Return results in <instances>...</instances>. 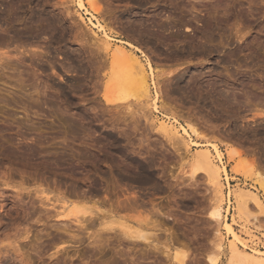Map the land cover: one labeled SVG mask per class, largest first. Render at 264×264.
<instances>
[{"label":"rangeland","instance_id":"rangeland-1","mask_svg":"<svg viewBox=\"0 0 264 264\" xmlns=\"http://www.w3.org/2000/svg\"><path fill=\"white\" fill-rule=\"evenodd\" d=\"M14 1L0 0V10L10 3L13 14L9 12L0 24V55H4L0 62V247L8 248L1 252L5 254L0 253V264H212L208 257L213 252L219 255L216 264H230V236L224 223L214 225L209 214L217 202L210 181L202 174L196 180L190 173L192 156L201 147L190 145L187 149L181 134L175 140L167 139L156 125L164 119L196 128L198 134L191 132L194 141L218 144L229 174L228 179L223 176V219L232 222L234 217V226L249 247H242L244 252L250 248L264 252L263 208L253 204L248 208L250 216L263 219L257 226L248 216L234 213L235 193L228 199L224 195L229 188L254 190L264 204V186L257 178L258 170L264 172V113L259 114L264 110V0H147L141 15L150 14L147 20L151 24H145L157 31L158 37L163 35L160 42L154 39L149 46L142 44L143 35L124 30L119 21L136 12L133 0L99 1L101 8L96 5L99 8L92 12L111 28L115 45H123L122 40L132 42L155 64L160 99L167 107L159 113L134 96L117 100L118 92L111 93L114 102H108L105 83L113 65L103 49L91 53L96 35L88 24L90 14H84L82 20L69 0H64L65 4L62 0H39L38 6L32 2L29 6L60 18L53 33L42 32L35 25L34 36H29L24 28L28 16L25 24L24 18L15 23L10 19L17 11ZM68 6L71 13H67ZM208 26L215 28L214 43L204 38L191 42L197 30ZM18 29L25 35L18 34ZM95 47L92 44L91 48ZM202 47L207 51L199 56ZM225 55L227 62L223 63ZM196 72L201 75L196 84L188 86L187 92L178 91L177 80ZM170 76L171 83L164 86ZM217 89L219 92H214ZM223 92L232 98L235 95L230 99L234 103L221 100L225 107L219 99L214 107L205 103L206 97L218 98ZM130 103L132 107H128ZM141 103L143 107H139ZM233 149L238 150L235 161L240 171L232 170L235 161L229 152ZM136 161L140 166L148 162L153 179L141 183L124 177V168L140 169ZM41 197L47 199L45 205ZM62 199L88 204L97 214L96 222L89 223L87 229L74 226L79 235L75 241L63 242L58 237L64 233L59 229L60 234L56 225L69 222L59 207ZM229 199L233 209L230 206L227 212ZM111 215L152 232L151 238L130 243L115 220L110 231L102 229L99 223ZM94 237L99 248L91 242ZM220 239L221 250L216 246ZM15 245L21 253L12 247ZM181 257L184 263L178 261Z\"/></svg>","mask_w":264,"mask_h":264},{"label":"bare ground","instance_id":"bare-ground-1","mask_svg":"<svg viewBox=\"0 0 264 264\" xmlns=\"http://www.w3.org/2000/svg\"><path fill=\"white\" fill-rule=\"evenodd\" d=\"M14 1V0H13ZM46 1V0H45ZM53 1V0H52ZM64 2V0H62ZM67 0H65L66 2ZM72 2L74 4V6L76 7V11L78 12V15L82 18V20H85V17H84V14H90L88 19H89V23L87 22L86 20V23L89 24L90 26V29L93 30L94 34L96 35L95 38H96V41L95 42H91V44L88 42V46L90 44V46L92 47V44L94 46H96L94 49H91V53L94 55V52H96L97 54L99 53V51L101 52L102 49L104 50L103 52H106L105 55H108V57H110L109 60H111V64L113 65V70L111 72V75H109V79L107 80V82L105 83V96L108 100V102H114V99H112L110 97L111 93H117V96L115 97L117 100H125L127 99V97H131V96H134L133 98H136V100L141 101V102H145V104H147V106L149 105H152L153 106V112H161V108H167L165 103L161 102L162 99L161 98V93H160V88H159V77L158 75L156 74L157 73V70H156V67H155V64L153 63V61L147 56V54L145 53V51L143 49H141L139 46L133 44L132 42H129L127 40H122L124 43L123 45H118L117 44L115 45V43L113 42V39L114 37L112 36L113 33L111 30V28H107V25L105 26L102 21H100V19L98 18L97 15H95L94 12H92V10L94 11H97V9L99 8L98 6L95 7L96 5H99L100 4V0H69V2ZM100 1V2H99ZM105 1V0H104ZM110 1V0H109ZM113 1V0H112ZM120 1V0H119ZM134 1V4L136 6V12L133 13V15H131L130 17H125V18H121V20L119 19V21L121 22V26L124 30H128L130 32H132L133 34L135 32L133 31H136L137 34H141V36L143 35V40L141 41L142 44H145L147 46H149L151 43V41H153L154 39H157L159 41V39H161V37L163 35H161V33L159 34V37L157 36V31L156 32H152L150 27L148 26V24L146 25L145 24V21L148 22L147 20V15L150 16V14H145L146 17H143L141 15V9L143 6H145V4L147 3L146 1L147 0H133ZM173 1V0H172ZM16 3V7H17V11L15 13V15L13 16V18H10V19H13L11 21H13L15 23L18 22L19 20H21L22 18L28 16L29 19H28V23H26V18H24L25 20H22L25 24L24 28H25V32H28L29 36H34V31L35 29H42V32H45V33H53L55 27L57 26L56 23H58V19L54 18V16L52 14H49V13H46L42 8H39V7H31L29 6L32 2L33 3H36L37 6H38V3H39V0H15L14 1ZM38 2V3H37ZM47 2V1H46ZM64 2V4H65ZM103 2V1H102ZM111 2V1H110ZM152 2V1H151ZM8 3V2H7ZM12 3V2H11ZM32 3V4H33ZM108 3V2H107ZM106 3V4H107ZM14 4V3H13ZM57 4V3H56ZM105 4V5H106ZM151 4V3H150ZM168 4V2H167ZM102 5V4H101ZM104 5V8H106ZM14 6V5H13ZM28 6L31 8H28ZM62 6H64L62 4ZM67 6V5H66ZM91 9H90V7ZM100 6V5H99ZM108 6V5H107ZM11 4L8 3L5 7H4V10H0V24H2V20L8 15V13L11 10ZM110 7V6H109ZM70 7L68 6L67 7V13H71V10L69 9ZM94 8V9H93ZM101 8V6H100ZM144 8V7H143ZM2 9V7L0 8ZM107 9V8H106ZM176 9V8H175ZM14 10V9H13ZM64 10V9H63ZM66 10V9H65ZM104 10V9H103ZM15 11V10H14ZM105 12V11H104ZM11 13V12H10ZM9 13V16L12 14ZM56 13V12H55ZM66 13V12H64ZM101 13V11H100ZM143 14V12H142ZM162 14V13H161ZM13 15V14H12ZM55 15V14H54ZM100 15V14H99ZM109 15V14H108ZM144 15V14H143ZM56 16V15H55ZM115 16V14H114ZM121 16V15H120ZM8 17V16H7ZM57 17V16H56ZM111 17V16H110ZM112 18V17H111ZM119 18V17H118ZM145 20H144V19ZM156 18V17H155ZM105 19V18H104ZM112 20V19H111ZM123 20V21H122ZM159 20V19H158ZM157 20V21H158ZM117 21V20H116ZM156 21V20H155ZM10 22V21H9ZM110 22V21H109ZM146 22V23H147ZM13 23V24H14ZM77 23V22H76ZM150 23V22H148ZM157 23V22H156ZM11 24V23H10ZM87 24V25H88ZM151 24V23H150ZM160 24V23H159ZM16 25V24H15ZM37 27H36V26ZM118 25V24H117ZM208 25V24H206ZM218 25V24H216ZM13 26V25H12ZM20 26V25H19ZM18 26V27H19ZM80 26V25H79ZM78 26V28H79ZM120 26V25H119ZM151 26V25H150ZM219 26V25H218ZM217 26V27H218ZM209 29H202V30H197V36L196 37H193L194 39L191 40V42H199L200 39L204 38L203 40L205 41H213L214 38H215V28L214 27H211L208 26ZM21 28V27H20ZM23 28V29H24ZM64 28V27H63ZM170 28V27H169ZM17 29V27H16ZM40 29V30H41ZM62 29V28H61ZM119 29V28H118ZM20 30V29H18ZM22 30V29H21ZM20 31H18V34L22 33ZM44 30V31H43ZM17 31V30H16ZM39 31V30H38ZM221 32V31H219ZM58 33H60V31H58ZM177 33V32H176ZM214 33V34H213ZM24 34V33H22ZM56 34V33H55ZM102 34V35H101ZM130 33H128L129 35ZM223 34V33H221ZM25 35V34H24ZM42 35V34H41ZM81 35V34H80ZM85 35V34H84ZM89 34H87L88 36ZM161 35V36H160ZM49 36V35H48ZM51 36V39L54 37L53 34L50 35ZM90 36V35H89ZM93 36V34H92ZM133 36V35H132ZM145 37V38H144ZM166 37V36H165ZM21 38V37H20ZM58 38V37H57ZM94 38V37H93ZM136 38V37H135ZM168 38V37H167ZM172 38V37H171ZM178 38V37H177ZM196 38V39H195ZM223 38V37H222ZM163 39V37H162ZM169 39V38H168ZM199 39V40H198ZM216 39V38H215ZM56 40V39H54ZM58 40V39H57ZM56 40V41H57ZM84 40V39H82ZM138 40V39H137ZM145 40V42H143ZM156 40V41H157ZM189 40V39H188ZM202 40V41H203ZM1 41V40H0ZM87 41V39H86ZM85 41V42H86ZM121 41V40H120ZM173 41V40H172ZM215 41V40H214ZM213 41V43H214ZM23 42V41H22ZM53 42V41H52ZM81 42V41H79ZM84 42V43H85ZM140 42V43H141ZM155 42V41H154ZM160 42V41H159ZM163 42V41H161ZM167 42V41H166ZM165 42V43H166ZM190 42V41H189ZM197 42V43H198ZM225 42V41H224ZM50 43V42H49ZM164 43V42H163ZM169 43V42H168ZM172 43V42H171ZM205 43V42H204ZM223 43V42H222ZM82 44V42H81ZM192 44V43H191ZM196 44V43H195ZM194 44V45H195ZM208 45V43H206ZM224 44V43H223ZM231 44V43H230ZM248 45V43H246ZM80 45V44H79ZM152 45V44H151ZM162 45V44H161ZM210 45V43H209ZM218 45V44H217ZM37 46V45H36ZM85 46L84 44L82 45V47ZM189 46V45H188ZM199 44L196 46L198 47ZM202 46V45H201ZM204 46V45H203ZM212 46V44H211ZM210 46V47H211ZM47 47V46H46ZM217 47V46H216ZM215 47V49H217ZM239 48V46H237ZM44 48V47H43ZM48 48V47H47ZM84 48V47H83ZM86 48V47H85ZM195 48V47H194ZM213 48V46L211 47ZM209 48V49H211ZM249 48V47H248ZM49 49V48H48ZM89 49V47H88ZM101 49V50H100ZM151 49V48H150ZM193 49V48H192ZM219 49V48H218ZM217 49V50H218ZM32 50V48H31ZM35 50V49H34ZM41 50V49H40ZM214 50V49H212ZM251 50V49H250ZM38 51V50H37ZM45 51V50H44ZM41 50V52H44ZM87 51V49L85 50V52ZM89 51V50H88ZM205 51H207L205 49V47H202V50H199V52L197 53L199 56L200 55V52L201 53H205ZM211 51V50H210ZM240 51V50H239ZM256 51V50H255ZM31 52V51H30ZM29 52V53H30ZM35 51H33L34 53ZM40 53V51H38ZM46 52V51H45ZM235 52V51H234ZM259 52V51H258ZM36 54H39L37 52H35ZM34 53V54H35ZM87 53V52H86ZM168 53V52H167ZM239 53V52H238ZM34 54H30V55H34ZM89 54V52H88ZM91 54V55H92ZM103 54V53H102ZM180 54V53H179ZM196 54V53H195ZM237 54V53H236ZM40 55V54H39ZM54 55V54H52ZM90 55V54H89ZM100 55V54H99ZM98 55V56H99ZM161 55V54H159ZM166 55V54H165ZM177 55V54H176ZM4 56V55H3ZM3 56L0 55V62L2 61V58ZM37 56V55H36ZM162 56V55H161ZM168 56V55H167ZM196 56V55H195ZM256 56V55H255ZM258 56V55H257ZM5 57H7V55H5ZM89 57V56H88ZM92 57V56H91ZM103 57V56H102ZM231 57V56H230ZM7 58L10 59V56H8ZM34 58V57H33ZM5 59V58H4ZM96 59V58H95ZM226 55H225V58L221 59V62L223 63H226L227 60H226ZM229 59V58H228ZM107 60V59H106ZM5 61V60H4ZM7 61V60H6ZM54 61V60H53ZM110 62V61H109ZM4 63V62H2ZM101 63V62H99ZM97 64V63H96ZM105 64V63H104ZM103 64V66H105ZM50 65V64H49ZM98 65V64H97ZM100 65V64H99ZM98 65V66H99ZM100 67V66H99ZM106 67V66H105ZM218 71V70H217ZM110 73V72H109ZM170 73V72H168ZM202 73V72H201ZM166 75V74H165ZM200 75V72H196L194 73L193 75H190V76H182L180 77L178 80H177V85H178V91H183L188 87V86H193V84H196V81L198 79V76ZM204 75V74H203ZM201 76V75H200ZM106 77V76H105ZM108 77V76H107ZM211 77V76H210ZM164 78V76H163ZM167 78V77H165ZM172 77H168L167 80L165 81V83L163 84L164 86L168 85L171 83V82H168V80H171ZM209 79V78H208ZM161 80V79H160ZM214 80V79H213ZM214 83H215V80H214ZM159 84V85H158ZM216 84V83H215ZM225 84H228V83H225ZM162 85V86H163ZM167 85V86H168ZM199 85V84H198ZM233 85V84H232ZM235 86V85H234ZM232 86V87H234ZM196 87V86H195ZM231 87V86H230ZM229 87V88H230ZM231 87V88H232ZM200 88V86H199ZM217 88V86H216ZM215 88V89H216ZM221 88V87H220ZM227 88V87H226ZM224 87V89H226ZM163 89V88H162ZM165 89V88H164ZM224 89H221L223 91H225ZM176 90V89H175ZM220 90V89H219ZM227 90L229 91L230 89L227 88ZM167 91V90H166ZM186 91V90H185ZM200 91V89H199ZM218 89L214 92L217 93ZM163 92V91H162ZM187 92V91H186ZM202 92H206V91H202ZM210 92V91H209ZM208 92V93H209ZM213 92V91H212ZM219 92V91H218ZM222 92V91H221ZM227 92V91H225ZM230 92V91H229ZM232 93H234L233 91H231ZM231 93V94H232ZM220 93L217 94V96L219 95ZM228 94V92H227ZM226 93H222L219 95L218 98H214L213 99L209 98V97H204L203 99L205 100V103L206 101L211 104L213 103V107H214V102L216 103L217 99H219L220 101H224L223 103L225 104L226 102L230 103H234V100L233 102L230 100V99H233L235 97L232 98L230 97L229 95H227ZM230 94V93H229ZM230 94V95H231ZM163 95V94H162ZM166 95H168V93H166ZM165 95V96H166ZM203 95V94H202ZM214 95V93L212 94ZM212 95H209V96H212ZM170 96V95H169ZM192 96V95H191ZM215 96V95H214ZM167 97V96H166ZM171 97V96H170ZM197 97V96H196ZM202 98V97H201ZM236 98V97H235ZM255 98V97H254ZM257 98V97H256ZM197 99V98H196ZM214 99H216L214 101ZM167 100V99H166ZM203 100V101H204ZM218 100V101H219ZM236 101H238L237 99H235ZM240 100V99H239ZM200 101V100H199ZM217 101V102H218ZM219 103L222 104L223 106V103L222 101ZM230 101V102H229ZM235 101V102H236ZM242 101V100H241ZM255 101V100H254ZM261 102V100H259ZM240 102V101H239ZM238 102V103H239ZM257 102V101H256ZM259 102V103H260ZM200 103V102H199ZM207 103V104H208ZM227 103V104H228ZM135 104V103H134ZM137 105V104H135ZM139 105V104H138ZM211 105V106H212ZM215 105H218L215 104ZM243 105V104H242ZM204 106V105H203ZM115 107V106H114ZM128 107H132V104L130 103L128 105ZM139 107H143V103H141V106L139 105ZM177 107V106H176ZM184 107V106H183ZM192 107V106H191ZM217 107V106H216ZM219 107V106H218ZM217 107V108H218ZM225 107V106H223ZM119 108V107H118ZM140 109H143V108H140ZM169 109V107H168ZM172 109V108H171ZM257 109V108H256ZM167 110V109H166ZM170 110V109H169ZM235 110V109H234ZM260 110V109H259ZM262 110V109H261ZM264 110L260 111L259 114H262L263 115V112ZM232 113V112H231ZM220 114V113H219ZM218 114V115H219ZM236 114V113H235ZM184 115V114H183ZM220 116V115H219ZM233 116V115H232ZM226 117V116H225ZM177 120H172V119H164V121H161L159 123H157V128L159 129V131L167 138L169 139L170 141L171 140H175L176 137L181 134V138L183 139L184 141V144L187 146L186 148L188 149L190 147V145L192 146H197L199 149H197L193 156H192V159H191V164H192V171L190 172L191 173V176L192 177H195L194 179L197 180V176L199 175H204L209 181H210V186L212 188V191H214V195L216 197V205L212 208V210L210 211V216H211V219L213 220L214 225L215 224H219L220 223H224V228L226 229L228 235L230 236V240H229V244H228V251H230V254H231V260H230V264H247V262H255L257 264H264V252L262 250L260 251H257V250H254V249H251L250 248V252H244L245 250L241 249L242 247L244 249H249V247L247 246L246 242L244 241L243 237L239 234V232L236 230L235 228V224H234V217L232 218V222H230L229 220H226V218L223 219V211H222V206H221V197L223 195V186L225 185V183L223 182L224 181V177H226V179H228L227 177L229 176L228 174V169H227V165H225V161H224V156L222 155V151L220 150L218 144L216 143H211V142H198V141H194L192 139V133L194 134H198V130L194 127H191L190 129L187 127V126H184L183 124H181V126L177 125L176 123ZM178 122V121H177ZM179 127H181V129H179ZM263 130V129H262ZM261 131V130H260ZM182 132V133H181ZM263 132V131H262ZM261 132V133H262ZM230 133V132H229ZM228 133V134H229ZM255 133V132H254ZM224 134V133H223ZM227 136V135H226ZM229 136V135H228ZM227 136V137H228ZM175 142L174 141V145H175ZM170 143V142H169ZM177 144V143H176ZM179 144V143H178ZM177 144V145H178ZM214 145V146H213ZM183 146V145H182ZM213 146V149H209V147H212ZM176 147V146H174ZM179 147H181L179 145ZM178 148V146L176 147ZM183 148V147H182ZM181 148V149H182ZM248 148V147H247ZM263 148V147H261ZM179 150V149H178ZM182 151V150H181ZM214 151V152H212ZM236 150H231L229 152V156L231 158V161L234 160L235 161V153ZM262 151V150H260ZM178 152V151H177ZM12 153V152H11ZM111 153V152H110ZM181 153V152H180ZM240 153V151L238 152ZM15 154V153H14ZM179 154V153H178ZM183 154V153H182ZM181 154V155H182ZM264 154V152L262 153V155ZM12 155V154H11ZM106 156H109V154H105ZM7 158V157H6ZM258 158V156H257ZM106 159V158H105ZM133 159V158H132ZM244 159V158H243ZM246 159V158H245ZM241 160V159H240ZM253 160V159H252ZM138 161V160H137ZM136 161V165L138 164ZM143 161V160H142ZM245 161V160H244ZM94 162V161H93ZM132 162V161H131ZM251 162V161H250ZM150 163V162H149ZM246 163V162H245ZM133 164V163H132ZM148 164V162H147ZM147 164H143L139 167H140V171L139 170H136L138 169V167L135 169L134 167L132 168H127L125 169L124 168V172L123 175H125L124 177L128 180H131V179H135L137 180V182H141V183H147L149 180L153 179L154 175H153V171L152 169L147 165ZM153 164V163H152ZM239 162H236L235 161V164L233 165L232 167V170L234 171H240V168L238 166ZM253 164V163H252ZM263 164V163H262ZM113 165V164H112ZM135 163H134V166L136 167ZM137 165V166H138ZM130 167V166H129ZM114 168V167H113ZM125 173V174H124ZM75 174V173H74ZM77 174V173H76ZM74 176V175H73ZM74 178V177H73ZM205 178V179H206ZM257 178H258V181H260L261 183H263L262 186H264V172H263V169L262 171L261 170H258L257 171ZM80 179V178H79ZM125 179V181H126ZM134 180V181H135ZM74 182V181H73ZM130 182V181H129ZM128 183V182H127ZM230 181H227V184H229ZM74 184V183H73ZM140 184V183H139ZM143 185V184H142ZM230 185V184H229ZM74 186V185H73ZM72 186V187H73ZM140 186V185H139ZM228 186V185H227ZM82 188V187H81ZM264 189V188H263ZM75 191V190H74ZM21 192V191H20ZM17 193V192H16ZM70 193V192H69ZM86 193V191H85ZM232 193H235V201H236V206H235V209H234V213L235 214H240V215H246L248 216V220L250 223H253L257 226H260V222L263 221V219L260 218V216H250V213L248 212V208H250V206L253 204L255 206H258L260 208H263L264 210V204L262 203L261 201V198H260V195L258 194L257 191H254V190H244L243 188H239V189H230L229 190H226L225 189V193L224 195L226 196V199H228V197L230 196V194ZM18 194V193H17ZM16 194V195H17ZM80 194V193H79ZM83 194V193H82ZM81 196V195H80ZM20 197V196H19ZM59 198V197H58ZM63 198V197H62ZM23 199V198H22ZM45 197H41V202L43 205H45ZM61 199V197L59 198V200ZM30 200H33V199H30ZM47 200V199H46ZM49 200V198H48ZM51 200V199H50ZM58 200V201H59ZM63 200V199H62ZM132 201V200H131ZM130 201V202H131ZM229 201L228 204V208H227V212L230 211V206H231V209L232 208V202H231V199L227 200ZM47 202V201H46ZM63 202V205L62 206H59L62 208L63 212L65 213L64 216L66 217H69V222H67L66 220H63V221H66V222H62V227H60L61 225H56L57 227L59 226L58 230L60 229L62 231V234L63 235H59V239L62 240L63 239V242H67V241H72V240H76L78 239L79 235L77 233L74 232V226L77 227V229H87L89 223H92V221H95L93 218H95V216L97 215L94 210L91 209L90 206L85 205V204H81L79 202H76L74 199H65L62 201ZM127 203V202H126ZM132 203V202H131ZM130 203V204H131ZM134 203V202H133ZM121 204V203H119ZM49 205V204H48ZM123 205V204H122ZM133 205V204H132ZM131 205V206H132ZM136 205V204H135ZM34 206V205H33ZM56 206V205H55ZM129 206V205H127ZM36 207V206H34ZM58 207V208H59ZM89 207V208H88ZM124 208L125 205H124ZM259 208V209H260ZM46 209V208H44ZM36 210V209H35ZM53 210V209H52ZM51 210V211H52ZM58 211V210H57ZM39 212V211H38ZM49 212V210L47 211ZM237 212V213H236ZM264 212V211H262ZM37 213V211H36ZM111 213V212H110ZM233 213V214H234ZM39 214V213H38ZM44 214V213H43ZM41 215V214H40ZM39 215V216H40ZM264 217V214L262 215ZM37 217V216H36ZM99 217V216H97ZM226 217V216H225ZM39 219V218H38ZM98 219V218H97ZM36 220V219H35ZM42 220V219H41ZM68 220V219H67ZM117 221V224L120 226L118 227V229H120V233H122L125 237H126V240L127 239H130V240H127V241H130L131 243V240H149L151 238L149 231H144L140 228H135L134 226L132 227V225H129V223H125V222H120V220L118 221L117 218L115 219V217H113L111 215L110 219H104L101 220V222L99 223L101 225V227H103L102 229H107L109 230L113 224V222L115 223V221ZM262 220V221H261ZM140 221V220H139ZM75 223L74 225H72L71 223ZM96 222V221H95ZM59 223V222H58ZM94 223V222H93ZM260 223V224H259ZM259 224V225H258ZM95 225V223H94ZM116 225V223H115ZM93 226V224H92ZM217 226V225H216ZM54 227V226H53ZM52 227V228H53ZM114 227H112L113 229ZM116 228V227H115ZM114 228V229H115ZM113 229V230H114ZM217 229V227H216ZM29 230V229H27ZM25 229V231H27ZM58 231L60 232L61 234V231ZM106 230V231H107ZM111 230V229H110ZM109 230V231H110ZM117 230V228H116ZM87 231V230H86ZM102 231V230H100ZM216 232V231H215ZM214 232V233H215ZM154 233V232H153ZM172 233V232H171ZM97 234V233H96ZM95 234V235H96ZM58 235V234H57ZM56 235V236H57ZM69 236V239L65 238L66 236ZM227 235V234H226ZM99 233H98V237H99ZM102 236V235H101ZM100 236V238H101ZM122 236V238L124 237ZM17 237V236H16ZM124 237V239H125ZM95 238V239H94ZM91 242L94 243L97 242V239L96 237H94ZM104 239V238H102ZM123 239V240H124ZM224 239V238H223ZM11 239H9V242H10ZM101 240V239H99ZM121 240V239H120ZM4 241V240H3ZM122 241V240H121ZM100 242V241H99ZM99 242L97 244H99ZM133 242V241H132ZM1 243V242H0ZM11 243V242H10ZM19 243V242H18ZM80 243V242H79ZM104 243V241H103ZM134 243V242H133ZM20 244V243H19ZM67 244V243H66ZM149 244V243H148ZM213 244V243H212ZM6 245V244H5ZM12 245V244H11ZM70 245V244H68ZM72 245V244H71ZM96 245V243H95ZM100 245V244H99ZM128 245V244H127ZM4 246V245H3ZM7 246H10V245H7ZM16 246V247H15ZM15 246H12L14 247L16 250L15 251H18L19 252V248L17 245ZM97 246V245H96ZM150 246V244H149ZM216 246L221 250L224 246H223V241L222 239H220L218 241V244H216ZM68 247V246H67ZM98 247V246H97ZM100 247V246H99ZM98 247V248H99ZM157 247V246H156ZM6 248V246H5ZM64 248V247H63ZM4 247H0V253L3 251ZM22 249V248H21ZM156 249V248H155ZM4 250H8L7 249H4ZM6 252V251H5ZM61 252L60 250L57 251V253ZM218 252V251H217ZM21 253V252H19ZM24 253V252H23ZM1 254H5V253H1ZM69 255V254H68ZM7 256V255H6ZM184 256V255H183ZM219 255L216 253L214 254H210L208 259L209 261L212 263V264H216V262L218 261V257ZM20 257V256H19ZM23 257V256H22ZM52 258V257H51ZM58 258V257H56ZM177 258V256H176ZM178 261L181 263L184 261V257H181L178 259ZM184 263V262H183Z\"/></svg>","mask_w":264,"mask_h":264}]
</instances>
